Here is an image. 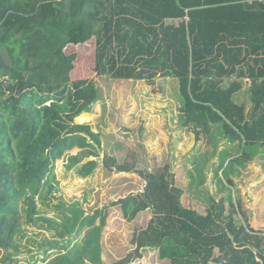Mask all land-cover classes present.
<instances>
[{"label":"trees","instance_id":"trees-1","mask_svg":"<svg viewBox=\"0 0 264 264\" xmlns=\"http://www.w3.org/2000/svg\"><path fill=\"white\" fill-rule=\"evenodd\" d=\"M250 1L0 0V250L8 261L19 262L13 256L29 234L25 227L41 226L53 233L52 240L44 238L46 264H104L107 207L87 214L61 200L54 207L64 209L62 222L41 207L57 197L58 159L82 178L100 164V133L76 121L88 119L81 114L100 102L99 90L92 81H72L77 55L68 53L92 42L101 76L178 81L181 124L191 126L196 139L208 137L192 156L191 192H200L204 169L217 154L218 189L227 194L210 198L205 214L182 206L169 165L141 171L144 190L114 204L127 203L131 221L152 213L141 232L147 248L157 251L173 239L196 258L189 264H264V238L250 219H241L233 179L239 165L264 151V4ZM247 81L253 82L250 110L242 101ZM223 138L229 145L220 146ZM102 162L133 171L111 156ZM82 234L73 254L72 243Z\"/></svg>","mask_w":264,"mask_h":264},{"label":"rangeland","instance_id":"rangeland-1","mask_svg":"<svg viewBox=\"0 0 264 264\" xmlns=\"http://www.w3.org/2000/svg\"><path fill=\"white\" fill-rule=\"evenodd\" d=\"M94 49L93 43L89 42L72 47L68 53L77 55L72 81H92L99 90L100 102L92 106L90 113L81 114H87L88 119L82 121L78 116L76 121L90 123L94 131L100 133L102 146L99 149V156L96 157L100 164L93 175L82 178L78 175L77 168L67 169L64 157L58 159L55 164V174L60 183L57 197L51 207L42 206L43 204L41 207L45 208L47 216L57 222H62L65 216L63 208L54 207L60 206L61 200L68 207L78 204L87 214L107 207L106 226L101 239L104 264H189L196 258L190 254L191 252L177 245L173 239H166L157 251L147 248L141 232L147 228L152 217L151 212L140 213L131 221L128 219L130 210L128 204L123 206L114 204H118V200L134 199L144 190L145 182L141 177V171L153 172L169 165L175 174L176 186L183 192L182 206L205 214L210 198L221 200L227 194L218 189L220 188L218 176H221V172L216 176V165L213 164L217 154L211 157V164L204 169L205 180L200 192H191L188 188L191 180L189 171L193 170L192 156L205 147L208 137L201 134L200 139H196L191 126L181 124L178 81L110 80L98 73ZM252 87L253 82L247 81V88L242 96V101L248 103L249 110L251 103L248 89ZM227 145H229L227 140L221 139L220 146ZM77 151L78 149L73 150L74 153ZM263 155L264 151L256 153L246 166H238L241 174L237 172L233 175L243 204L240 217L250 219V226L262 239ZM107 156L113 157L118 164L128 163L133 167V171H117L115 166H112V169L104 167L102 161ZM25 228L29 234L22 238L21 248L14 253L13 259L19 260L17 264H46L49 259L48 253L45 254L44 251L48 247L44 244L46 242L44 238L52 240L53 233L42 231L41 226ZM73 237L68 236L66 240ZM82 239L83 234L72 243L70 251L73 254H76L77 248L82 245ZM57 252L60 251L55 250L53 254ZM0 264L15 263L8 261L6 252L0 250Z\"/></svg>","mask_w":264,"mask_h":264},{"label":"built area","instance_id":"built-area-1","mask_svg":"<svg viewBox=\"0 0 264 264\" xmlns=\"http://www.w3.org/2000/svg\"><path fill=\"white\" fill-rule=\"evenodd\" d=\"M250 3L251 4H254V3H263L264 4V0H251Z\"/></svg>","mask_w":264,"mask_h":264},{"label":"crops","instance_id":"crops-1","mask_svg":"<svg viewBox=\"0 0 264 264\" xmlns=\"http://www.w3.org/2000/svg\"><path fill=\"white\" fill-rule=\"evenodd\" d=\"M261 179V178H260ZM261 218V217H260ZM255 220V219H254Z\"/></svg>","mask_w":264,"mask_h":264}]
</instances>
